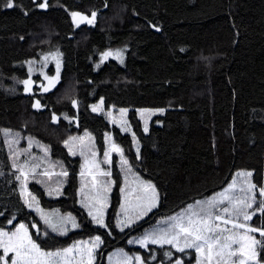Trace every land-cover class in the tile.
Returning a JSON list of instances; mask_svg holds the SVG:
<instances>
[{
  "label": "trees",
  "instance_id": "1",
  "mask_svg": "<svg viewBox=\"0 0 264 264\" xmlns=\"http://www.w3.org/2000/svg\"><path fill=\"white\" fill-rule=\"evenodd\" d=\"M43 2L14 0L6 8L0 0V228L25 222L45 250L99 236L94 264H106L118 248L140 253L145 264H175L186 252L133 247L128 240L218 192L237 171H248L256 188L264 187V0H47L40 8ZM74 12H95L96 19L75 28ZM54 48L62 58L58 84L28 96L23 86L16 91V84L29 80L26 63L38 64ZM107 50L123 54L122 61L102 59ZM99 99L104 113L90 109ZM35 101H41L37 109ZM118 109L128 110L138 153L132 137L107 117ZM138 109L163 111L144 132ZM82 130L99 148L110 133L133 169L155 184L159 202L145 219L117 228L122 178L116 166L106 228L95 226L78 205L80 159L68 153L65 141ZM5 131L18 135L22 146L26 139L47 146L63 163L61 197H47L33 182L29 189L43 207L74 214L78 230L55 234L25 206ZM248 225L264 228V213L256 211ZM258 260L264 262L261 246Z\"/></svg>",
  "mask_w": 264,
  "mask_h": 264
},
{
  "label": "rangeland",
  "instance_id": "2",
  "mask_svg": "<svg viewBox=\"0 0 264 264\" xmlns=\"http://www.w3.org/2000/svg\"><path fill=\"white\" fill-rule=\"evenodd\" d=\"M117 53H119V55H116V53L114 55L112 53V55L108 56L107 58L112 57L121 62L123 54H121L120 52ZM45 57H47V59H45ZM102 59L106 58H103L102 56ZM43 61H45L43 64L44 66L42 65L43 67L39 68L37 67V64L33 62L26 63L27 71L30 77L35 76L36 74H41L42 76H44L45 69L50 64H52L53 66H57L59 64V70L62 67L61 54L59 52H56L54 54L53 50L40 55L37 62L39 63ZM46 81L47 82L46 86H44V89L47 88L48 90L52 89L56 82L55 81L51 83L48 77L46 78ZM30 84L31 83L29 82L28 85ZM28 85L26 86L24 82H22L20 84H16L15 89L16 91H18L19 86H23V88H26L28 87ZM93 106H96V111H93ZM90 109L94 113H104L102 100L99 99L98 101L93 103L90 106ZM121 110L126 109H118L114 111L111 110L107 112V117L109 118L112 125L118 127L123 133H127L132 137L133 147L136 153H138L139 144L129 124L128 110L123 112ZM137 114L141 121L143 131L148 132L152 119L156 115L160 114V111H158V109H138ZM145 127H147V131H145ZM4 137L7 147L9 149L10 157L16 165V168L20 171L19 189L20 193H24L23 195H21L25 206L40 219V221L45 227H47L55 234L63 236L70 231L78 230L80 228V225L74 214L70 212H62L58 209H48L43 207L40 204L36 195L29 189V183L33 182L43 188L47 197H61L63 195V189L67 183V175H64V173H66V170L63 163L51 157L47 146L40 144L33 139H26L24 143L25 146H22V140L15 133L5 131ZM67 142L68 144L66 145V148L68 153L72 156H78L80 159L78 205L86 211L95 226L101 227L98 223H95L93 221L92 216L89 215V210H91L94 215H97V210L99 209L102 212L103 223L104 225L106 224V215L110 206V197L116 183V179L112 175V170L114 166H116L117 169L120 171L122 178V183L119 189L121 198L120 206L116 215V226L118 220L122 221L120 226H117L119 230L129 228L132 225L141 221L142 219H145L148 214L157 207L159 202V192L157 187L152 181L144 178L139 173H137L128 161L127 165L122 164L121 155H123L124 159H126V157L124 156L121 147L113 141L110 133H105L101 148L98 147L93 134L88 130H82L81 132L74 134L67 140ZM113 145L118 146L121 151H113ZM106 151L109 152V157L107 158L109 162H105ZM21 171L23 172V175L21 174ZM104 172H109L110 175L105 176L102 174ZM247 173L249 172L243 170L235 172L232 177V180L228 185H226L218 192L212 194L211 196L198 201H206L211 197H215L217 193L223 192L224 189L228 188V186L230 184H233L234 182L235 188L232 190V194L240 197L245 196V192H242L241 188H247L249 183L253 184L250 180V176H248ZM141 182L151 183L156 190V206L153 207L151 211H148L146 214L142 212V209L147 207L148 199L151 197L152 193L150 191L145 192L144 185ZM122 188L124 189L123 192L121 191ZM258 190L259 188L253 189L252 195L256 197V203L259 204L260 200L264 199V197H261L259 195ZM33 197H35V199H33ZM25 201H27V203ZM196 202L188 204L186 207L180 209L175 214L161 218L155 225L147 228L141 233L133 235L128 240V245L133 247H140L143 249H145L149 245H161L146 243L145 246L142 247L138 241H140L146 234H158L161 232L162 229H166L169 223H172V221H169V217H174L178 214L184 213L188 209L189 205L196 206ZM194 210H198V208L194 207ZM249 211L252 212V209H249ZM69 216H71L72 219L75 221V224L77 225L76 227L73 226L72 221L66 220V218ZM137 216H140V218L137 219ZM232 219L236 220L238 223H245L242 216L239 218L233 216ZM45 220H48L51 222V224L55 225L57 230L53 231L49 224L45 223ZM246 223L248 224V221ZM19 224H24L28 229V233L30 235L29 228L25 222H19L16 223L14 226L10 225L8 228L0 229L11 233L15 231L16 226ZM125 224H127L128 226H124ZM221 227H227L229 229H232L231 223L228 225H224L221 223ZM104 228H106V225L104 226ZM234 231L243 233L244 229H235ZM61 232H63V234H61ZM228 234L230 233H225V235ZM250 235L254 236L253 233H250ZM95 237L86 240H78L75 243H72L71 245L66 247L69 248L79 244V248L74 247L73 252L69 254L68 259L70 260L71 264H81L82 259L83 264H88V257L86 252V249L88 248L92 249L91 264H94L97 251L101 245V239L99 243L94 242ZM256 239L261 240V238ZM162 245L170 246L175 251L180 252L177 250V248L173 247L170 244ZM180 246H183L182 241ZM233 247L239 248V245L237 244ZM256 247L258 252V248L260 247V245H257ZM42 250L55 252L60 249ZM184 251H186L185 256L174 260L172 263L176 264V261L180 260L181 264H185L186 261H191L189 264H197V253L195 249L186 248ZM13 255L14 253L9 252L7 256H5L3 249L0 248V256H4V260L0 261V264H5V261H7V264H11V257ZM137 256L140 257L139 261L136 260ZM257 261L259 262V264H264V262H260L258 260V255ZM142 262H144V259L140 253H130L125 249L118 248L113 250L108 255L106 264H141ZM204 264H207V262L205 261ZM249 264H256V261H249Z\"/></svg>",
  "mask_w": 264,
  "mask_h": 264
},
{
  "label": "snow or ice",
  "instance_id": "3",
  "mask_svg": "<svg viewBox=\"0 0 264 264\" xmlns=\"http://www.w3.org/2000/svg\"><path fill=\"white\" fill-rule=\"evenodd\" d=\"M6 8L14 7V0H6L4 5ZM40 8H46L47 0L38 5ZM73 18L80 16L79 13H72ZM96 13H92L93 19ZM81 20H88L87 17L81 16ZM89 23L92 20H88ZM159 31V29H157ZM112 55L111 52H106L103 54V58H107ZM119 55V53H117ZM47 59V57H45ZM57 72H59V64L57 65ZM55 79V78H52ZM29 81H24L27 86ZM27 90V88H26ZM48 89L45 88V91ZM75 101L73 105L75 106ZM33 107H39V102H37ZM96 106H93V111H96ZM126 111V110H121ZM158 111H163L160 109ZM55 116L53 120H55ZM147 131V127H145ZM68 142L65 141V145ZM112 150L120 152L118 146L113 145ZM106 161H108L109 152H105ZM121 162L127 165V160L121 155ZM13 167H16L14 164ZM2 174V173H0ZM23 175V172L21 171ZM105 176L110 175L109 172L102 173ZM67 175V173H64ZM242 175V174H241ZM251 176V173H247ZM17 180L20 179L19 176L16 177ZM144 185V191H150L152 193L151 197L148 199L147 207L142 209L143 213L151 211L153 207L156 206V190L151 183L141 182ZM256 185L248 184L247 188H241L242 192H245V196L240 197L232 194V190L235 188V182L230 184L228 188L224 189L223 192L217 193L215 197H211L206 201H197L196 206L189 205L188 209L181 214L174 217H169L168 227L162 229L158 234H146L140 241H138L141 246H145L146 243L152 244H170L177 248L178 251L183 252L186 248L195 249L197 253V264H249V261H257V245L264 248V240H258L255 236L250 235V233L258 232L260 237L264 238V228H254L248 225L246 222L252 219L256 211L264 213V199H261L258 207L255 211L250 212L249 209L253 208V204L256 203V197L252 195L253 189H256ZM123 192L124 189L122 188ZM259 195L264 197V187L259 188ZM24 194L23 192L21 193ZM35 199V197H33ZM27 203V201H25ZM103 206V205H102ZM223 206V207H221ZM87 207V205H86ZM123 207V205H122ZM194 207L198 210H194ZM97 215H94L91 210H89V215L95 223H98L101 227H104L102 212L98 209ZM3 215V213H0ZM99 216V218H98ZM237 218L243 217L245 223H238L233 220L232 217ZM43 218V217H42ZM140 216H137L139 219ZM66 220L72 221L73 226L76 227L75 221L71 216L67 217ZM186 221V222H185ZM9 224L12 220L8 221ZM45 223L49 224L53 231L57 228L55 225L51 224L50 221L45 220ZM122 221H117V226H120ZM221 223L228 225L231 223L232 229L227 227L222 228ZM124 226H128L125 224ZM36 227V225H32ZM235 229H244L243 233L234 231ZM225 233H230L225 235ZM63 234V232H61ZM181 241L183 246L181 247ZM95 243L100 242V237H95ZM87 243V242H85ZM239 245V248H234V245ZM75 248H79V244L73 247L64 248L57 250L55 252L44 251L42 248L32 239L28 233V229L24 224H19L16 226L15 231L9 233L0 229V248L3 249L5 256L9 252L14 253L11 257V264H71L69 254H71ZM88 264H91L92 260V249H86ZM83 255V253H82ZM165 255H170V253H165ZM236 258V259H233ZM4 260V256H0V261ZM136 260L139 261L140 257L137 256ZM7 264V261H5ZM83 264V259L81 260ZM176 264H181L180 260L176 261Z\"/></svg>",
  "mask_w": 264,
  "mask_h": 264
},
{
  "label": "flooded vegetation",
  "instance_id": "4",
  "mask_svg": "<svg viewBox=\"0 0 264 264\" xmlns=\"http://www.w3.org/2000/svg\"><path fill=\"white\" fill-rule=\"evenodd\" d=\"M86 16H88V15H86ZM72 19H73V21H72V25H74L75 26V28H77V27H82V26H88V27H90V26H92L93 25V22H91V23H89V22H83V21H80L79 19H77V17H75V18H73V16H72ZM50 51H52V50H50ZM49 51V52H50ZM56 52H58L57 51V49L56 48H54V50H53V53L55 54ZM106 52H111V53H113L114 55H115V53H116V51H106ZM105 52V53H106ZM116 55H117V53H116ZM102 56H103V54H102ZM111 59H114V58H112V57H110ZM44 62L45 61H43V62H39L38 64H37V67L39 68V67H43L44 65ZM61 64H62V58H61ZM43 65V66H42ZM61 72H62V67H61V69L59 70V72H57V66L55 65V66H53L52 64H50L46 69H45V75L44 76H42L41 74H36L35 76H31V77H29V80H27V81H29L31 84L30 85H28V87H30L32 90H31V93H30V95L31 94H34L35 92H37L36 91V88H40L41 90H39V92L41 93L42 91H45V89H44V86H46V78L48 77L49 79H50V82L51 83H53V82H55V85H54V87L58 84V82H59V80H60V75H61ZM52 78H55V79H52ZM41 85V86H40ZM24 89V88H23ZM50 90V89H49ZM38 92V93H39ZM35 102H37V101H35ZM41 103V101H39V104Z\"/></svg>",
  "mask_w": 264,
  "mask_h": 264
},
{
  "label": "water",
  "instance_id": "5",
  "mask_svg": "<svg viewBox=\"0 0 264 264\" xmlns=\"http://www.w3.org/2000/svg\"><path fill=\"white\" fill-rule=\"evenodd\" d=\"M84 17H87L88 18V20H92V22H94L95 21V19H96V15H95V18L93 19V17H92V13H91V15L90 16H86V15H83ZM77 19H79L80 21H83V22H88V20H81V16H77ZM26 88H27V90H26ZM26 88H24V94L25 95H30V93H31V88L30 87H26ZM37 102H34L33 103V105H35ZM34 109H37V107H33Z\"/></svg>",
  "mask_w": 264,
  "mask_h": 264
},
{
  "label": "crops",
  "instance_id": "6",
  "mask_svg": "<svg viewBox=\"0 0 264 264\" xmlns=\"http://www.w3.org/2000/svg\"><path fill=\"white\" fill-rule=\"evenodd\" d=\"M155 246H163V245H155ZM184 252H186V251H184ZM188 252V251H187ZM109 255V254H108ZM107 258H108V256H107ZM107 258H106V263H107ZM141 264H145V263H141Z\"/></svg>",
  "mask_w": 264,
  "mask_h": 264
}]
</instances>
